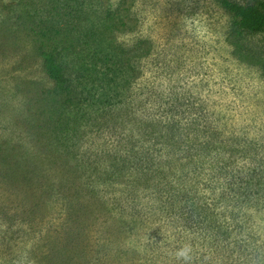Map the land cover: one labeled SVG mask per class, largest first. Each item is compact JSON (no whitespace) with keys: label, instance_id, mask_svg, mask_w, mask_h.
<instances>
[{"label":"rangeland","instance_id":"obj_1","mask_svg":"<svg viewBox=\"0 0 264 264\" xmlns=\"http://www.w3.org/2000/svg\"><path fill=\"white\" fill-rule=\"evenodd\" d=\"M87 5L83 19H72L76 0H0V144L21 147L23 141L31 160L11 169L0 164V264H264V183L241 197L215 171L176 167L171 178L176 201L169 197L170 205L159 211L128 212L125 218L117 214V204L85 185L106 154L126 145L131 119L147 111L166 116L176 110L188 117L215 107L226 137L233 124L231 140L264 141V81L232 57L225 41L231 18L221 0H90ZM117 14L128 26L109 36L106 25ZM94 27L104 31L86 37ZM141 40L149 41L152 53L136 60L137 79L98 86L88 93L83 111H73L62 96L41 95L53 85L42 51L70 52L74 46L84 55L95 45L124 50ZM34 114L42 143L66 144L71 158L40 156L39 135L26 124ZM28 166L40 169L31 182L23 171ZM49 188L72 199L69 222L59 220ZM181 189L194 191L198 205H207L211 214L198 205L192 213L191 195ZM219 226L231 240L226 247L231 256L223 247L211 253L208 234Z\"/></svg>","mask_w":264,"mask_h":264},{"label":"trees","instance_id":"obj_2","mask_svg":"<svg viewBox=\"0 0 264 264\" xmlns=\"http://www.w3.org/2000/svg\"><path fill=\"white\" fill-rule=\"evenodd\" d=\"M221 2L231 18L227 22L225 41L232 49V57L244 67L256 70L259 78L264 81V0ZM87 3L90 4V0H76L77 7L69 11L72 19H83L82 12L87 11L89 6ZM116 18L118 20L110 19L106 25L105 31L109 36L121 26L125 28L128 26L123 15L117 14ZM94 28L85 36L98 37L104 31L100 27ZM95 31L97 33H94ZM87 49L93 51L82 55L74 46L70 52L61 48H55L52 52L42 51L45 72L53 85L50 91H43L41 95L47 98L62 96L69 108L73 107V111H83L89 92L98 91V86H111L118 79H126L131 84L138 76L136 60H146L152 53V46L148 40H141L124 50L112 46L99 49L96 45L94 49ZM94 97L93 95L92 98ZM169 111L166 116L152 115L147 111L139 118L131 119L126 145L124 147L121 145L119 149L106 154L101 159L102 162L96 165L98 169L94 171V179L86 181L85 185L95 196L104 199L107 196L109 202L119 206L117 213L119 216L125 218L128 212L140 215L146 209L152 214L159 211V208L170 205L171 199L175 202V198L178 197L172 191L174 181L171 182V178L175 177V168L180 166H191L201 172L215 171L216 177L226 179L232 191L241 197H246L248 189L264 183V141L262 143L252 141L247 145L248 142L231 140L235 133L233 124L230 136L226 137L225 131L218 124L221 119L215 107L209 106L207 108L209 114L206 113L204 116H180L176 110L171 111L174 113L170 115ZM26 124L35 132L34 135H39L41 150L44 149L40 156L71 158L70 152L65 149L66 144L59 143L58 147L52 148L49 143H42L43 133L40 131L38 134L41 128L36 114L27 119ZM20 143L21 147L12 148L6 147L4 143L0 144V164L9 165L10 169L20 167L21 162L30 164L31 160H26L29 155L28 147H25L26 144L21 140ZM36 157L38 160L39 154ZM256 161L259 165L251 166L256 164ZM65 168L60 167V170ZM74 168L78 173L77 166ZM38 170L40 169L37 167L28 166L23 171L30 176L31 182L33 171ZM50 182L53 183L51 180ZM111 188L115 189L110 190ZM183 192L187 197L188 192L191 195L190 209L193 213L196 205L201 203L200 199L196 198L195 192L190 189ZM49 193L58 207L59 220L62 223L69 222L73 209L72 199L65 191H58L53 195L54 190L49 188ZM109 194H113L114 197L109 199ZM163 198L166 200L162 205H157ZM198 206L211 214L212 209L207 205ZM129 218L128 215L127 221L130 223ZM222 231L219 226L216 233L208 234L213 245L211 253L214 254L216 252L214 249L223 247L226 253H229L228 256H231L233 251L226 249L232 246L231 240L228 239V233Z\"/></svg>","mask_w":264,"mask_h":264},{"label":"clouds","instance_id":"obj_3","mask_svg":"<svg viewBox=\"0 0 264 264\" xmlns=\"http://www.w3.org/2000/svg\"><path fill=\"white\" fill-rule=\"evenodd\" d=\"M182 255L184 254V253H181Z\"/></svg>","mask_w":264,"mask_h":264}]
</instances>
